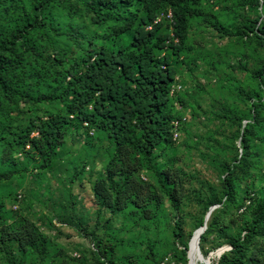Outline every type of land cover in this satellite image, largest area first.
<instances>
[{"label":"rangeland","instance_id":"374dc122","mask_svg":"<svg viewBox=\"0 0 264 264\" xmlns=\"http://www.w3.org/2000/svg\"><path fill=\"white\" fill-rule=\"evenodd\" d=\"M79 2L0 0V42L10 47L0 49V87H11L0 90V234L25 219L45 239L39 253L22 252L7 238L0 242V264H109V258L115 264H189L193 233L219 199L199 239L203 259L218 264L230 242L257 217L264 219V0L191 2L177 52L154 50L175 71L168 97L178 136L147 159L128 152L135 191L120 192L117 203L123 183L110 172L114 143L105 131L94 127L90 135L71 122L48 159L16 140L26 129L36 135L41 120L65 113L63 90L70 72L84 69L85 51H115L131 39L111 37L115 22H93ZM164 11L157 13L159 32L168 35ZM173 85L179 87L170 92ZM95 186L109 192V204L97 198ZM135 196L142 197L148 219L129 202ZM243 251L244 264H264V231L245 240ZM194 264L203 262L196 256Z\"/></svg>","mask_w":264,"mask_h":264},{"label":"trees","instance_id":"16d2710c","mask_svg":"<svg viewBox=\"0 0 264 264\" xmlns=\"http://www.w3.org/2000/svg\"><path fill=\"white\" fill-rule=\"evenodd\" d=\"M79 1L91 13L93 22H115L111 37L131 34V39L127 45H119L115 51L96 47L85 51L81 58L85 64L84 69H73L67 87L63 90L68 99L65 103V113L41 120L35 128L36 135L26 129L23 136L16 135V140L24 139V145L29 144L33 151L48 159L55 148L62 144L64 126L71 122L82 126L88 134L89 131L93 134L94 127L105 131L114 143V156L109 161L110 172L122 177L123 187L114 197L117 203L120 192L135 191V181L130 174L135 169L134 161L129 160L128 152L132 151L142 159H147L156 147L169 143L172 139L171 122L175 117L170 112L168 92L174 82L175 71L166 56L159 62L154 50L168 48L177 52L183 42L187 18L193 12L189 4L197 0ZM164 8L166 14L170 13L169 18L166 17L171 27V34L168 35L159 32L161 23L160 20L156 21L157 13ZM35 22L29 23L30 27H33ZM149 26L150 29H147ZM23 31L27 32L25 28ZM0 49L10 47L8 43L0 42ZM53 58H57L56 55ZM0 90L6 92L11 90V87L2 85ZM245 97L250 99L248 95ZM251 120L254 121L255 117ZM250 122L246 123L242 131L243 153L247 150V127ZM84 123L87 126H84ZM240 158L237 164L244 162ZM231 174L232 169L228 168L227 175ZM161 188L172 201L164 183ZM232 188L230 183L224 187V193L229 198L233 194ZM94 192L98 199L106 204L110 203V194L103 187L95 186ZM129 202L135 209L143 208L142 217L145 218L147 210L143 207L142 197L135 196L130 198ZM212 203L220 205L221 201L213 199ZM17 224V229L5 227L0 234V242L8 238L15 241L22 252L32 248L42 253L45 239L33 223L21 219ZM174 226L176 229L178 222L175 221ZM263 231L264 219L257 217L242 238L230 242L231 250L228 253L223 252L222 260L218 264H244L245 240L254 235L259 236ZM109 250H113V245H109ZM104 252L107 251L104 249ZM108 263L115 264L110 258Z\"/></svg>","mask_w":264,"mask_h":264},{"label":"water","instance_id":"95a60500","mask_svg":"<svg viewBox=\"0 0 264 264\" xmlns=\"http://www.w3.org/2000/svg\"><path fill=\"white\" fill-rule=\"evenodd\" d=\"M215 207H216V206H213V207H211V208L208 210V212H207V214H206V216H205V221H206V218L209 217L211 211H212ZM205 221L203 222L202 226L200 227V228L202 229V231H204V230L206 229ZM192 238H193V236H192ZM192 238H191V240H192ZM199 239H200V238L197 237L196 240L194 241V249H195V251H196L198 257H199L201 260H203L204 263L209 264V263H210V259H209V258L203 259V256H202V254H201V252H200V249H199ZM191 240H190V243H189V245H188V251H189L190 248H191ZM223 251H224V248H221V249L217 250V251H216V255H217V256H220V254H221ZM187 257H188V254H187ZM188 260H189V257H188ZM204 263H203V264H204ZM189 264H190V263H189Z\"/></svg>","mask_w":264,"mask_h":264},{"label":"bare ground","instance_id":"6f19581e","mask_svg":"<svg viewBox=\"0 0 264 264\" xmlns=\"http://www.w3.org/2000/svg\"><path fill=\"white\" fill-rule=\"evenodd\" d=\"M207 220H208V217L206 218V221H205V218H204L205 224H207ZM200 227H201V226H200ZM200 227L194 231V233H193V238H192V240H191V248H190V250L188 251V257H189V263H190V264H194V263H195V257H196V256H197V260H198V261L203 262V260H201V259L198 257V255H197V253H196V251H195V249H194V241L196 240L197 237L200 238V235L204 232V231H202V229H201ZM203 263H204V262H203ZM204 264H206V263H204Z\"/></svg>","mask_w":264,"mask_h":264},{"label":"built area","instance_id":"2783aa9c","mask_svg":"<svg viewBox=\"0 0 264 264\" xmlns=\"http://www.w3.org/2000/svg\"><path fill=\"white\" fill-rule=\"evenodd\" d=\"M169 16H170V13L168 12L167 13V15H166V17H168L169 18ZM156 21H159V18H157L156 19ZM155 21V22H156ZM147 29H150V26L149 27H147ZM179 87V86H178ZM178 87H176V85H173L172 87H171V90H170V92H172V90L174 89V88H178ZM171 125H172V136H173V140L174 139H176V137L178 136V133H177V127H178V122L177 121H172L171 122ZM84 126H87V124L86 123H84ZM89 134H92V131H89Z\"/></svg>","mask_w":264,"mask_h":264}]
</instances>
